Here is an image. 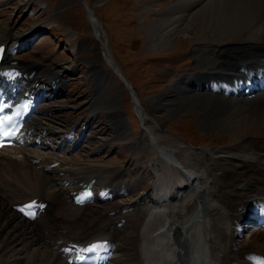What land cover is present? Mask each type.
Returning a JSON list of instances; mask_svg holds the SVG:
<instances>
[{
  "label": "bare ground",
  "instance_id": "1",
  "mask_svg": "<svg viewBox=\"0 0 264 264\" xmlns=\"http://www.w3.org/2000/svg\"><path fill=\"white\" fill-rule=\"evenodd\" d=\"M22 1L32 6L35 0ZM33 31L26 34L15 30L14 23L0 21V80L9 98L25 93L37 105L46 88L62 92L61 76L7 59L14 50L31 47L43 33L42 27ZM182 31L192 32L189 42L199 50L196 62L201 59L204 65L158 96L161 102L148 104L144 114L152 119L161 117V110L173 114L189 103L204 106L206 122L226 118L223 124L231 130V145L202 153L187 150L179 154L188 162L183 164L178 156L179 143L171 140V145H162L148 130L154 152L171 167L169 174L174 178L175 170L184 180L176 184L170 177L164 185L154 181L150 193L131 199L129 205L98 211L87 202L93 199L91 194H98L97 199L119 196L108 189L126 187L122 170L115 171L110 182L95 193L85 181H95L93 177L106 171L105 166L83 168L81 184L72 185L67 177L62 183L51 184L52 177L44 168L50 158L42 150L46 145L63 150L76 128L57 134L29 122L23 143L0 151V257L15 252L0 264H78L89 242L97 245L98 264H264V89L256 86L264 78V0H173L151 21L147 36L165 46ZM236 37L240 44L232 46ZM105 84L93 92L90 115L98 109L110 113L102 102ZM205 89L204 94L197 93ZM133 96L137 108L141 104L134 92ZM241 99H253L258 106L252 108V103ZM63 107L60 105L59 110ZM51 110L47 106L42 111L49 115ZM249 136L262 141L249 142L245 139ZM84 141L81 134L71 146L82 149ZM99 152L91 154L97 156ZM242 182L246 187L241 190L237 186ZM188 191L199 205L189 215L183 210L181 222L174 218L162 221L169 218L168 212L176 213L175 204L169 207L174 201L184 203ZM22 205L36 207L33 220L19 212ZM46 230L48 234H44Z\"/></svg>",
  "mask_w": 264,
  "mask_h": 264
},
{
  "label": "rangeland",
  "instance_id": "2",
  "mask_svg": "<svg viewBox=\"0 0 264 264\" xmlns=\"http://www.w3.org/2000/svg\"><path fill=\"white\" fill-rule=\"evenodd\" d=\"M172 2L35 0L31 6V3L26 4L22 0H0L1 22L14 23L15 30L26 34L41 27L43 31L31 47L10 52L8 61L19 65H35L42 71L48 70L50 74L61 76L63 82L62 92L54 88L44 90L40 106L45 108L34 113L31 119L34 124L31 125L35 127L38 124L47 132L57 134L76 128L71 131V140L63 150H54L49 146L42 150L50 158L44 168L48 169L52 177L51 184L62 183L67 177L66 180L72 185H78L85 178L83 168L89 165L105 166L107 170L96 174L93 177L95 181L91 178L85 181L93 192H97L107 181L110 182L115 171L122 170V179L127 188L116 183L121 187L113 190V183L108 185V188L111 187L107 188L108 191H117L119 197L94 201L92 204L98 211L125 207L131 199L150 193L154 181L164 185L170 177L173 178L169 174L170 165L166 166L162 157L154 152L146 130L156 134L162 145H171V140L179 143L182 147L178 156L183 164L188 162L182 160L179 154L187 150L202 153L210 148L231 145V130L223 124L226 118L206 122L203 115L207 113V108L204 106L189 103L186 108L173 114L169 113L170 110H161L158 113L161 117L152 119L144 114L148 104H155L159 101L157 97L175 88L179 79L191 77L204 65L200 64L201 59L196 62L199 50L189 42L192 32H180L172 43L165 46H159L148 38L149 24ZM85 5L92 10L93 15ZM9 6L11 8L6 10ZM239 40V37L234 38L232 46L240 44ZM38 78L41 79V75ZM105 81L106 91L102 102L110 113L98 109L90 115L91 108H94L93 92ZM128 85L132 90L128 89ZM206 90L197 93L204 94ZM133 92L141 104L137 108ZM183 92H187L186 89ZM243 100L253 104V99ZM60 105L64 106L61 110ZM47 106L52 108L49 115L42 111ZM256 106L253 104L251 107ZM114 115L121 123H116ZM81 134L85 140L82 149L78 147L71 150V142L76 141ZM116 137L125 139L117 140ZM251 138L245 139L256 143L262 141ZM96 150H100L97 156L91 154ZM60 169L70 172L61 173L58 171ZM173 173L176 184L184 180L182 175H176L175 170ZM196 204L195 195L188 191L184 203L173 202L178 214L168 212L169 218L164 217L162 221L174 218L181 222L183 212L189 215ZM131 211L134 213V208ZM132 225L137 226L135 222ZM48 233L46 230L44 234ZM18 248L15 247L16 251ZM14 253L3 254L0 262L10 259Z\"/></svg>",
  "mask_w": 264,
  "mask_h": 264
},
{
  "label": "snow or ice",
  "instance_id": "3",
  "mask_svg": "<svg viewBox=\"0 0 264 264\" xmlns=\"http://www.w3.org/2000/svg\"><path fill=\"white\" fill-rule=\"evenodd\" d=\"M0 123H2V122H0ZM8 135H10V134H8ZM96 247H97V245H93L92 248H91V249H88V250H89V251H92V250H94Z\"/></svg>",
  "mask_w": 264,
  "mask_h": 264
},
{
  "label": "water",
  "instance_id": "4",
  "mask_svg": "<svg viewBox=\"0 0 264 264\" xmlns=\"http://www.w3.org/2000/svg\"><path fill=\"white\" fill-rule=\"evenodd\" d=\"M241 189H244L245 187H246V184H245V182L244 183H242L240 186H239Z\"/></svg>",
  "mask_w": 264,
  "mask_h": 264
}]
</instances>
